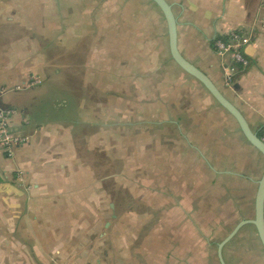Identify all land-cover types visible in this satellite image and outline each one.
Segmentation results:
<instances>
[{"label": "crops", "instance_id": "1", "mask_svg": "<svg viewBox=\"0 0 264 264\" xmlns=\"http://www.w3.org/2000/svg\"><path fill=\"white\" fill-rule=\"evenodd\" d=\"M177 47L258 133L264 0H167ZM252 29L224 83L213 40ZM19 87V88H17ZM0 264H220L252 219L264 157L171 58L151 0H0ZM264 264L255 227L222 249Z\"/></svg>", "mask_w": 264, "mask_h": 264}, {"label": "water", "instance_id": "2", "mask_svg": "<svg viewBox=\"0 0 264 264\" xmlns=\"http://www.w3.org/2000/svg\"><path fill=\"white\" fill-rule=\"evenodd\" d=\"M162 13L168 34V46L172 60L188 75L200 82L203 87L210 93L216 102L223 107L237 122L242 134L247 142L252 145L264 157V142L257 133L253 132L242 113L221 93L212 80L195 65L185 59L179 52L176 37V18L172 8L167 0H151ZM252 224L257 232L263 252H264V170L258 181V187L254 199V216L252 219L241 220L233 230L218 244V258L220 264H226L222 257V249L228 243L239 229L246 225Z\"/></svg>", "mask_w": 264, "mask_h": 264}, {"label": "built area", "instance_id": "3", "mask_svg": "<svg viewBox=\"0 0 264 264\" xmlns=\"http://www.w3.org/2000/svg\"><path fill=\"white\" fill-rule=\"evenodd\" d=\"M261 24H264V20H261ZM251 31L252 29L247 27H240L213 40L216 53L224 60L226 57L229 58V61L222 62L226 86H231L234 75L249 64L243 49L250 41ZM3 92L4 89L0 88V96ZM15 113L14 109L3 110L0 108V151L6 156L12 155L16 146L26 144L28 141L26 136L17 134L10 125V119ZM261 133L260 139L264 142V126Z\"/></svg>", "mask_w": 264, "mask_h": 264}, {"label": "trees", "instance_id": "4", "mask_svg": "<svg viewBox=\"0 0 264 264\" xmlns=\"http://www.w3.org/2000/svg\"><path fill=\"white\" fill-rule=\"evenodd\" d=\"M261 134H262L261 131L257 133V135H258L259 137H261Z\"/></svg>", "mask_w": 264, "mask_h": 264}]
</instances>
